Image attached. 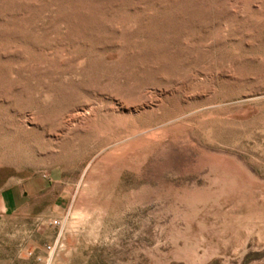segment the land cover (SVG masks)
Listing matches in <instances>:
<instances>
[{"label":"rangeland","instance_id":"rangeland-1","mask_svg":"<svg viewBox=\"0 0 264 264\" xmlns=\"http://www.w3.org/2000/svg\"><path fill=\"white\" fill-rule=\"evenodd\" d=\"M0 257L264 264V0H0Z\"/></svg>","mask_w":264,"mask_h":264},{"label":"crops","instance_id":"crops-1","mask_svg":"<svg viewBox=\"0 0 264 264\" xmlns=\"http://www.w3.org/2000/svg\"><path fill=\"white\" fill-rule=\"evenodd\" d=\"M8 200L12 201L13 200V196L12 195H8ZM0 264H10V262L7 263V260L4 257H2V258L0 257Z\"/></svg>","mask_w":264,"mask_h":264}]
</instances>
